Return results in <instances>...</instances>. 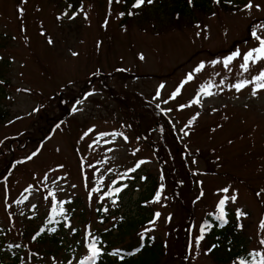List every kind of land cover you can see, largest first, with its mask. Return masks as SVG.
<instances>
[{"label":"rangeland","instance_id":"1","mask_svg":"<svg viewBox=\"0 0 264 264\" xmlns=\"http://www.w3.org/2000/svg\"><path fill=\"white\" fill-rule=\"evenodd\" d=\"M69 1L0 0V107L11 115L0 124L1 264L17 252L19 264H63L77 244L81 259L85 231L103 228L98 210L111 225L141 207L151 213L137 237L162 238L167 264H217L202 226L221 200L232 220L242 216L247 253L261 264L264 89L254 77L264 61L241 65L259 47L252 32L264 39V0H210L187 19L153 10L158 23H125L115 1ZM52 215L70 217L61 242L35 243Z\"/></svg>","mask_w":264,"mask_h":264},{"label":"trees","instance_id":"2","mask_svg":"<svg viewBox=\"0 0 264 264\" xmlns=\"http://www.w3.org/2000/svg\"><path fill=\"white\" fill-rule=\"evenodd\" d=\"M76 7H79L84 0H71ZM121 6L123 14L125 15L124 22L129 19H138L139 22L144 23L147 21L155 20L152 17L153 10L158 15V19L171 20L172 18L187 19L194 12L205 14L208 12L210 0H154L153 3L144 5L139 8L134 7L136 0H111ZM110 2V3H111ZM9 111L0 107V124L10 118ZM151 193L146 194L139 201L140 203H147L150 199ZM141 212L138 216L127 217L121 222L109 224L110 216L100 211L98 222L103 227L97 228L96 236L92 242L88 244L87 257L83 264H167L170 257V246L165 248V241L162 238L153 235H147L139 238L137 237L138 229L145 226L149 221V216L146 215L149 210L141 207ZM151 213V212H150ZM51 221L48 224L51 225ZM66 219L62 217L58 221L59 229H62L66 223ZM212 229L207 236V244L211 246V255L217 264H231L241 260V264H254L255 259H252L249 252L247 253L246 237L237 221H231L224 226H221L219 219L209 221ZM109 224V227L107 226ZM53 227L45 226L41 233L37 235V244H57L60 240V235L56 231H51ZM129 240L127 241V239ZM95 244L99 249V254L90 261L88 257L92 255L90 246ZM79 246V245H78ZM61 247L63 245L61 244ZM67 253L70 250H66ZM116 253V255H113ZM19 252L10 257L11 264H19ZM71 260V259H69Z\"/></svg>","mask_w":264,"mask_h":264},{"label":"snow or ice","instance_id":"3","mask_svg":"<svg viewBox=\"0 0 264 264\" xmlns=\"http://www.w3.org/2000/svg\"><path fill=\"white\" fill-rule=\"evenodd\" d=\"M111 2V0H110ZM117 2H119V0H117ZM145 2H147L148 4H151L154 2V0H136V3L133 5L134 7H137L139 8L140 6L144 5ZM189 2L191 3V0H189ZM217 3H219V0H216ZM247 8L251 9L253 7L252 3L249 2L247 5H246ZM256 7H259V5H256ZM252 36L255 37L256 40H258L260 43H259V47L251 50V51H248L244 56H243V60H244V63L241 65V68L247 72L249 71V61H252V62H257V61H264V39H261L260 36H258L256 34L255 31L252 32ZM49 43H51V41H49ZM255 52V57L253 55V53ZM73 55H76V53H73ZM240 55V52L239 50H237L236 52H234L231 56L227 57L225 60H224V66L227 67L233 59H235L237 56ZM141 59H143V57H141ZM214 63H217V62H214ZM204 68V64L203 62L195 69L196 72H200L202 69ZM119 71H123V69H120ZM193 75L191 73L188 74L187 78L185 81H183L180 85V87H183L184 84H186L188 81H191L193 79ZM254 80L257 83V87L260 88V89H264V70H261L259 75L255 76L254 77ZM250 83V81H242L240 83H237L235 85H233V87L239 91L241 90L242 88H244L246 86V84ZM203 91L207 94V95H212L211 92L208 91V88L205 87L203 89ZM91 93H89L90 95ZM175 95H179V88L177 89V92L174 94L173 98H175ZM193 103H200L199 101V98H197L196 100L193 101ZM181 107H184V106H181ZM73 111H75V109H73ZM185 135H188L189 133L185 132L184 133ZM29 159H31V157H29ZM193 163H195V160H193ZM133 171H135V169H133ZM45 179H47V177H45ZM121 191V189H116V192H119ZM222 191L224 192H228V189L225 188L223 189ZM257 195H259V193H257ZM157 201H159L160 199V196H159V193L157 194L156 198H155ZM233 200H235V197H232ZM224 204H225V200H221L220 201V204H219V207H220V215L217 217V219L219 220H223L224 218ZM107 209H105L106 211ZM157 217L159 216V213L156 214ZM207 227V226H206ZM51 231H55V229H51ZM148 231V230H146ZM203 231V230H202ZM204 237L203 235H201L198 240H203ZM261 243H264V241H261ZM91 252H92V255L90 257H88V259L90 261H94V258L99 254V249H97L96 245L95 244H92L91 246ZM211 251V249L209 250ZM113 255H116V253H113ZM256 255H259V253H257ZM243 264V262H242ZM261 264H264V257L261 258Z\"/></svg>","mask_w":264,"mask_h":264},{"label":"bare ground","instance_id":"4","mask_svg":"<svg viewBox=\"0 0 264 264\" xmlns=\"http://www.w3.org/2000/svg\"><path fill=\"white\" fill-rule=\"evenodd\" d=\"M209 100H210V99H209ZM209 100H207V99H203V101H204L205 104L208 103Z\"/></svg>","mask_w":264,"mask_h":264}]
</instances>
